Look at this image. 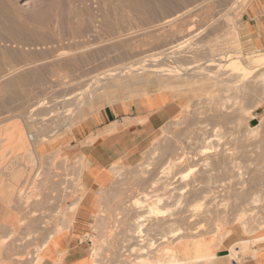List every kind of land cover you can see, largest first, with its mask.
Returning a JSON list of instances; mask_svg holds the SVG:
<instances>
[{"label": "rangeland", "instance_id": "1", "mask_svg": "<svg viewBox=\"0 0 264 264\" xmlns=\"http://www.w3.org/2000/svg\"><path fill=\"white\" fill-rule=\"evenodd\" d=\"M250 1L0 0V264H33L80 210L92 216L97 264L166 259L185 243L193 253L196 241L214 246V264H234L230 236L264 235V67L245 74L224 56L264 52L242 32ZM158 87L175 109L108 189L89 187L79 129L101 107ZM23 137L44 146L38 160Z\"/></svg>", "mask_w": 264, "mask_h": 264}, {"label": "crops", "instance_id": "2", "mask_svg": "<svg viewBox=\"0 0 264 264\" xmlns=\"http://www.w3.org/2000/svg\"><path fill=\"white\" fill-rule=\"evenodd\" d=\"M241 28L243 35L257 48H264V0L249 2ZM175 106L172 92L158 87L157 91H145L131 102L105 105L91 115L78 131L86 160L84 179L87 185L95 190L108 189L114 181L113 169L141 153L151 124L165 119ZM91 225L92 216L80 210L70 227L55 235L40 250L41 264H94L96 258L91 253L92 244L87 236L92 233ZM229 239L228 247L243 240L231 236ZM234 247L240 259L234 264H264V240L251 243L246 249L240 245Z\"/></svg>", "mask_w": 264, "mask_h": 264}, {"label": "bare ground", "instance_id": "3", "mask_svg": "<svg viewBox=\"0 0 264 264\" xmlns=\"http://www.w3.org/2000/svg\"><path fill=\"white\" fill-rule=\"evenodd\" d=\"M236 42V45H237V42H238V40L237 41H235ZM234 42V43H235ZM239 44V43H238ZM232 46V45H231ZM239 46V45H238ZM234 47V46H233ZM236 48V47H235ZM238 49V48H237ZM240 51H241V49H240ZM242 52V51H241ZM253 52H255V51H253ZM262 52V51H261ZM255 53H257V52H255ZM260 53V52H259ZM236 55H232V53L229 51L228 53H226L224 56H225V58L227 59V62L226 63H229L228 64V66L230 65V66H232V68L234 69V70H241V71H243V73H245V74H248L249 73V71L250 70H252V69H254V68H256L257 66H262L263 65V67H264V52L263 53H260V54H258L257 56H253L254 58H252V59H250L249 58V60H248V62H244L245 61V59L247 58H244L243 60H242V57L239 55V54H241V53H239V49H238V52H237V50H236V53H235ZM243 56V55H242ZM251 64V65H250ZM169 65H171V64H169ZM158 66H160L159 64H158ZM162 66V65H161ZM160 66V67H161ZM164 66V65H163ZM174 66L175 67H177L175 64H174ZM159 67V68H160ZM167 67H169L168 65H167ZM166 67V65H165V68L166 69H168ZM171 68H173V67H171ZM170 68V69H171ZM179 68H180V66H179ZM168 70V72L170 71L171 72V70ZM174 69V68H173ZM176 69H178V68H176ZM162 70V69H161ZM175 70V69H174ZM173 70V71H174ZM164 72V71H163ZM167 72V71H166ZM180 71L178 70V73H179ZM113 73V72H112ZM133 73V72H132ZM259 74V73H258ZM257 74V75H258ZM256 76V75H255ZM261 76H262V79L264 80V73L263 74H261ZM135 79H137L138 80V77H134ZM256 79H257V77H255ZM255 81V80H254ZM257 81H258V79H257ZM260 81H261V79H260ZM259 81V82H260ZM263 82V81H262ZM261 82V83H262ZM169 85V84H168ZM10 121H13V120H10ZM19 121V120H18ZM16 122V121H15ZM3 123H5L4 121H3ZM10 123V122H9ZM17 123V122H16ZM13 124H14V121H13ZM13 124H12V127H13ZM6 125H8V123H6ZM6 125H4V127L6 126ZM17 125V124H16ZM21 125V123L19 124V126ZM23 125H24V123H23ZM19 126H14L13 128H16L17 127V129L16 130H19L20 131V129H18V127ZM9 127H11V126H9ZM22 126H20V128H21ZM6 128H7V126H6ZM22 130L25 132V129H21V132H19V131H17L18 133H19V138H22L21 136H23L24 134H26V132L24 133V132H22ZM11 132H12V129L10 130ZM16 132V131H15ZM15 132L13 133V134H15ZM16 132V133H17ZM17 133V134H18ZM20 133H22V135H20ZM24 133V134H23ZM12 134V133H11ZM17 134H16V136H17ZM29 135V138L31 139V140H35L36 138H35V136L34 135H31V134H28ZM12 136V135H11ZM15 136V137H16ZM25 136V135H24ZM13 137H14V135H13ZM27 137V136H26ZM11 138V137H10ZM18 138V137H17ZM18 138V139H19ZM16 139V138H15ZM17 139V140H18ZM27 140H28V138H26ZM29 139V140H30ZM41 139V141H45V140H47V139H43L42 140V138H40ZM21 141L23 140V142H21L20 144L18 143V142H20L19 140L17 141V143L20 145V148H28V151H27V149H26V153L28 152V153H30V154H33V156L34 157H36V159L38 158H40V152H42V150L44 149V146L43 145H41V144H39L38 145V147H36V145L35 144H37V143H34V142H30V143H33V145L31 146L30 144H27L28 142H29V140L27 141V143L25 144L24 143V137H23V139H20ZM36 141H37V139H36ZM35 141V142H36ZM41 141H39V142H41ZM14 142V141H13ZM12 142V143H13ZM26 142V141H25ZM16 143V142H15ZM15 143H14V145H15ZM16 143V144H17ZM19 145H17V146H19ZM29 145H30V147H29ZM16 147V146H15ZM21 150V149H20ZM29 150H30V152H29ZM3 152H4V150H3ZM22 152H24V151H22ZM19 153V152H18ZM5 154V153H4ZM59 155V154H58ZM3 156V155H2ZM46 156V155H45ZM66 157V156H65ZM3 158V157H2ZM4 158H5V155H4ZM31 158H33V157H31ZM183 158V157H182ZM37 159V160H38ZM32 160V159H31ZM180 160H181V157H178V158H174V159H171L170 160V162L169 163H173L174 164V162H175V164L176 163H178V161L180 162ZM168 161V160H167ZM177 161V162H176ZM182 161V160H181ZM174 164V165H175ZM172 165V164H171ZM163 166H165V165H163ZM172 167H173V165H172ZM18 169V168H17ZM116 169V168H115ZM119 169V168H118ZM117 170V169H116ZM15 171H17V170H15ZM114 172V171H113ZM115 173H117V172H115ZM163 173V172H162ZM166 173V172H165ZM34 175H36V174H34ZM161 178V177H160ZM4 181V180H3ZM171 184V183H170ZM4 190V189H3ZM21 195H22V198L24 197V199H25V202H29L31 199H30V197L28 196V194H27V192L24 190V191H21ZM20 195V196H21ZM145 195L146 196H148V194L147 193H145ZM147 199V198H146ZM145 201V200H144ZM159 201H160V199H159ZM26 203V204H27ZM135 203L137 204V205H139V204H141L142 203V201H141V199H136L135 200ZM150 206V205H149ZM148 206V207H149ZM150 212H153V213H159V207H158V205L156 206L155 204H152L151 206H150ZM149 213V212H148ZM67 215V214H66ZM244 215H245V213H241V214H239L238 216H239V218H242L241 220V223H244ZM139 223V222H138ZM13 224V223H12ZM264 227V226H263ZM250 228V227H249ZM262 228V227H261ZM219 230V229H218ZM255 230H257V229H248V228H246V231L247 232H254ZM60 232H62V231H57L56 232V234H59ZM221 232V231H220ZM227 232V234L229 235L230 234V230L228 229L227 231H225V233ZM144 231H143V226H142V224H139V226L137 227V230H136V234L138 235V236H140L141 238H140V240H143V238L142 237H144ZM224 236V235H223ZM225 236H227L226 234H225ZM54 237V234H52V235H50L49 236V238H48V240L47 241H45L42 245H40L39 246V249H38V251H40L41 249H43L47 244H48V242L52 239ZM222 237V236H221ZM8 238H9V236H5V237H3V242H5L6 243V241L8 240ZM223 239V238H222ZM186 240V239H185ZM191 240V239H190ZM199 240V239H198ZM264 240V236H254V237H252V238H246V239H243L242 241H241V243L239 244L240 245V247L242 248V249H246V248H248L249 246H250V244L251 243H256V242H260V241H263ZM222 241V240H221ZM187 242V241H186ZM209 242V241H208ZM208 242H206V243H203V242H200V241H196V243H195V245L193 246L194 247V250L192 251L193 253H191V248H190V244H188V243H185V244H181L180 246H179V248H173V249H170L169 250V252H167L168 253V255H167V258L165 259L164 257V259H162L161 257H157L158 255L157 254H154L153 256H156L157 257V259H156V257H155V260H153V261H151L153 258H151L152 257V255H149V256H151L150 258V260H149V258H147L146 256H148V254L144 257V258H140L139 259V262H138V264H182V263H188V261L190 262H194V261H203V262H205L206 264H214V262H215V260L218 258L217 256V253H215L216 251L215 250H213V247H212V245L211 244H207ZM181 243H183V242H181ZM212 243V242H211ZM216 243V242H215ZM180 244V243H179ZM238 244V243H237ZM237 244L235 245H233L232 247H231V249L229 250V252H230V256H233V257H238V254H239V251H237V249H236V247H234V246H237ZM193 245V244H192ZM191 245V246H192ZM218 245V244H217ZM99 246V245H98ZM177 246V245H176ZM219 246V245H218ZM192 247V248H193ZM162 250H165L166 251V249H162ZM161 250V251H162ZM92 252L91 253H93V257H97L98 256V254H100V251H99V253H98V249H97V246L95 247V245L92 247V250H91ZM145 252H147V251H145ZM155 253V252H154ZM158 253V252H157ZM161 253V252H160ZM180 253H181V255L182 254H185V256L184 257H181L180 256ZM151 254V253H150ZM148 256V257H149ZM159 256H164V255H159ZM37 257H38V259L36 260V261H34L33 262V264H41V262H42V258L40 257V255H39V253H38V255H37ZM138 258V257H137ZM92 261H94V260H92ZM186 263V264H187ZM94 264H97V261L94 263Z\"/></svg>", "mask_w": 264, "mask_h": 264}]
</instances>
